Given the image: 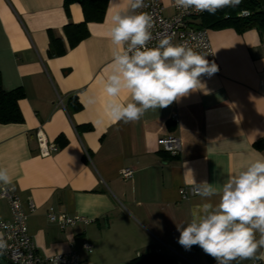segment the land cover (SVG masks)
I'll list each match as a JSON object with an SVG mask.
<instances>
[{
	"label": "crops",
	"instance_id": "0c3cea01",
	"mask_svg": "<svg viewBox=\"0 0 264 264\" xmlns=\"http://www.w3.org/2000/svg\"><path fill=\"white\" fill-rule=\"evenodd\" d=\"M161 1L171 14L172 0ZM117 11H127V0H108L104 18L89 23L88 37L70 48L64 28L84 22L79 3L67 11L64 0H0L3 88L26 93L20 102L24 122L0 125V167L12 180L0 183V191L13 188L27 212L34 202L29 232L42 256L75 251L81 264H131L156 253L174 257V264H216L199 246H181L177 226L220 197L184 200L180 190L202 182L219 188L249 161L264 157L255 147L264 141V37L256 29L210 30L220 71L201 77L203 90L150 109L137 121L113 122L104 112V82L116 47L109 31ZM50 33L65 44L64 55L51 56ZM90 96L95 104H88ZM71 98L80 111H69ZM118 99L128 101L126 90ZM39 132L54 144L64 137L67 145L42 157ZM167 136L180 138L178 157L159 146ZM126 169L134 172L131 180L122 178ZM50 208L92 223L63 230L49 221ZM10 217L8 203L0 200V221ZM84 242L94 247L91 253ZM261 253L232 264H264Z\"/></svg>",
	"mask_w": 264,
	"mask_h": 264
},
{
	"label": "clouds",
	"instance_id": "9594fccd",
	"mask_svg": "<svg viewBox=\"0 0 264 264\" xmlns=\"http://www.w3.org/2000/svg\"><path fill=\"white\" fill-rule=\"evenodd\" d=\"M240 2L175 0V6L215 14ZM142 7L144 0H127V11H117L111 17L109 38L116 47L109 65L111 72L104 82L108 97L104 112L113 122L137 121L150 109L167 107L190 92L203 90L201 77H210L218 71V66L210 63L206 55L186 44H173L170 37L149 48L152 18L136 11ZM122 89L129 97L126 103L118 99ZM96 102L95 96L88 98V104ZM0 183H12L4 167H0ZM197 195L205 200L219 195V203L205 202L193 209L191 219L177 226L178 243L186 250L199 246L216 264L256 258L258 251L264 249V157L249 161L229 175L219 188L202 182ZM6 248L7 242L0 234V253ZM259 258L264 259V253Z\"/></svg>",
	"mask_w": 264,
	"mask_h": 264
},
{
	"label": "built area",
	"instance_id": "2783aa9c",
	"mask_svg": "<svg viewBox=\"0 0 264 264\" xmlns=\"http://www.w3.org/2000/svg\"><path fill=\"white\" fill-rule=\"evenodd\" d=\"M170 9L172 13L167 14V9L161 0H144V7L136 10L139 13H147L152 18L150 29L152 39L148 47H155L162 38L170 37L173 44L183 43L206 55L210 63L214 62L218 66L216 72L218 73L220 64L212 47L210 30L200 27L199 24V20L208 12L199 13L191 9L185 11L175 6V0L171 1ZM249 15V12L244 11L239 16L248 17ZM174 119L177 120L176 116ZM158 144L171 157H178L182 152L181 140L176 136L162 137L158 140ZM38 147L40 155L45 158L59 151L58 146L50 143L41 132L38 133ZM86 155H88L87 152ZM133 174L132 169H126L122 173V178L126 181L131 180ZM197 188L198 186L184 187L180 190V195L184 200H188L197 196ZM0 200L8 203L11 213L9 220L0 221V234L7 242V248L0 253V259L6 264H81V258L75 251L53 256L39 254L29 232V214L36 211L33 201L28 202L29 212H27L21 198L11 187L1 189ZM48 219L63 230L79 224L90 225L92 223L91 220L82 216L57 213L54 208L49 209ZM82 248L87 253H91L94 249L88 242L82 243ZM253 264H261V262L254 261Z\"/></svg>",
	"mask_w": 264,
	"mask_h": 264
},
{
	"label": "trees",
	"instance_id": "16d2710c",
	"mask_svg": "<svg viewBox=\"0 0 264 264\" xmlns=\"http://www.w3.org/2000/svg\"><path fill=\"white\" fill-rule=\"evenodd\" d=\"M108 0H64L65 9L69 11L71 5L79 3L82 6L85 20L80 24H69L64 28L70 48L76 47L89 35L87 26L91 22H98L104 18ZM247 11L248 17L239 15ZM200 27L209 30L234 29L242 34L256 29L264 37V0H241L236 7H225L216 11L215 14H206L201 18ZM67 52L61 39L50 33L51 56H62ZM26 98L23 88L6 91L3 88L2 75L0 73V125L21 124L24 117L20 109V102ZM69 111L78 112L82 109L76 98H71L68 106ZM59 148L65 147L67 141L64 137L57 140ZM258 150H264V141L255 144ZM175 258L161 254H147L133 260L131 264H174Z\"/></svg>",
	"mask_w": 264,
	"mask_h": 264
},
{
	"label": "water",
	"instance_id": "95a60500",
	"mask_svg": "<svg viewBox=\"0 0 264 264\" xmlns=\"http://www.w3.org/2000/svg\"><path fill=\"white\" fill-rule=\"evenodd\" d=\"M0 264H6L2 259H0Z\"/></svg>",
	"mask_w": 264,
	"mask_h": 264
}]
</instances>
